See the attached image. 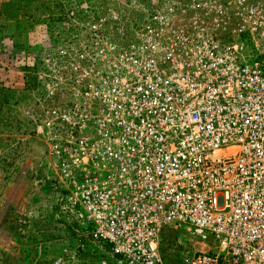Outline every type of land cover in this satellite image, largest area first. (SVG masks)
<instances>
[{"label":"built area","instance_id":"obj_1","mask_svg":"<svg viewBox=\"0 0 264 264\" xmlns=\"http://www.w3.org/2000/svg\"><path fill=\"white\" fill-rule=\"evenodd\" d=\"M131 3H70L29 65L56 214L111 264L170 227L181 264H264V0Z\"/></svg>","mask_w":264,"mask_h":264},{"label":"rangeland","instance_id":"obj_2","mask_svg":"<svg viewBox=\"0 0 264 264\" xmlns=\"http://www.w3.org/2000/svg\"><path fill=\"white\" fill-rule=\"evenodd\" d=\"M15 1L0 0V22L3 21V16ZM65 1L69 3L65 7L66 11L70 3L77 0H63L62 2ZM87 1L98 8H110V4L117 3L115 4L117 7L114 8L119 11L122 18L134 19L138 16L139 8L132 5L131 0ZM7 3L10 4L8 7ZM12 15L17 16L16 13ZM15 20L16 24L11 30L16 39L21 42L25 41L29 47L34 45L36 40L33 39L34 22L22 17L15 18ZM41 32L44 31H37L36 36H40ZM45 35H49L47 31ZM45 43L47 46L49 40ZM38 49L40 48L28 50L26 62L29 65L33 63L35 52ZM32 89H27L19 107L14 106L13 110L14 113L16 111L20 113L19 128L26 152V179L19 190L12 192L17 187V175L11 178L16 173V169L4 167L0 169V213L5 210L0 221V264H101L98 260L93 262L101 256L100 249L90 244L79 247V242H83V237H78L76 232L67 231V225L62 217L55 212L49 160L34 130ZM14 119L16 120V117ZM14 125L16 123L12 120L13 129ZM7 197L11 198L10 204H8ZM19 208L27 213L25 218L24 215L18 216ZM190 242L191 237L180 229L170 227L164 230L161 251L166 262L181 264L182 256L191 248ZM72 251L76 253L75 259L71 258Z\"/></svg>","mask_w":264,"mask_h":264},{"label":"crops","instance_id":"obj_3","mask_svg":"<svg viewBox=\"0 0 264 264\" xmlns=\"http://www.w3.org/2000/svg\"><path fill=\"white\" fill-rule=\"evenodd\" d=\"M62 1L16 0L3 16V21L0 22V169L2 167L16 169V173L11 176V178H14L17 175V187L13 189V193L20 189L26 179V152L19 128L20 113L18 111L13 112L14 106L16 108L19 107V103L27 91L25 85L28 80L27 73L30 66L26 62V57L28 50L31 48L34 50L42 48L46 44L45 41L50 39L49 35H45L48 29L45 21L49 17L52 18L53 15H58L60 13L58 12L59 9H63L62 7L65 8L66 4H69L66 1ZM9 5L7 3V7ZM13 13H16L17 16L14 17ZM26 13H32L34 17L35 34L33 39L36 40L31 47L26 42L22 44L21 40H17L11 30L16 24L15 18H28L29 14ZM41 30L44 32H41L40 36L37 37L36 32ZM14 117H16V120ZM12 120L16 123L14 129L11 127ZM7 200L8 204H10L11 198L7 197ZM4 214L5 210L0 213V221ZM25 214L27 213L19 208L18 216L22 217L24 215L23 217L25 218ZM109 249L110 246L108 247ZM106 251L103 253L104 256H102V253L99 256L103 261H106L105 257L108 255ZM102 259L98 262L101 263Z\"/></svg>","mask_w":264,"mask_h":264},{"label":"trees","instance_id":"obj_4","mask_svg":"<svg viewBox=\"0 0 264 264\" xmlns=\"http://www.w3.org/2000/svg\"><path fill=\"white\" fill-rule=\"evenodd\" d=\"M67 6H68V4H66ZM58 12H60L58 15H53L52 16V18L51 17H49L46 21H45V23L48 25V29H47V33L49 34V36H52V33L54 32V30H55V26L58 24V22L63 18V16H64V14H65V8L64 9H59V11ZM26 14H29V13H26ZM21 18V17H20ZM22 18H24V17H22ZM30 20H32V22L34 21V19H31V18H34L33 17V15L31 16V14H29V17H28ZM28 18H26V19H28ZM25 42V41H24ZM24 42H22V44L24 43ZM27 75H28V77H27V81H26V87L25 88H27L28 90L29 89H32L33 87H34V85H35V77H34V75L32 74V68H30L29 70H28V73H27ZM67 231H70V226H67ZM90 245H92V244H90ZM92 246H94V245H92ZM94 247H96V246H94ZM108 247H109V245H107L104 249H106V250H108ZM97 248V247H96ZM105 250V251H106ZM110 250V249H109ZM108 250V251H109ZM108 251H106V253L108 252ZM106 253H105V255H106ZM102 256H104V254L102 253ZM102 259L101 257H98L97 259H95V260H93V262L94 261H96V260H100V259ZM106 262H107V264H111L110 263V259H109V256L108 255H106ZM103 260V259H102Z\"/></svg>","mask_w":264,"mask_h":264}]
</instances>
